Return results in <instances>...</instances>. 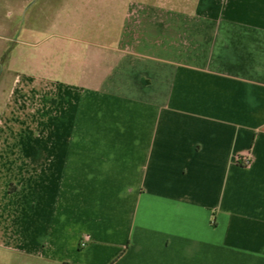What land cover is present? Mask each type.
<instances>
[{"label": "crops", "instance_id": "1", "mask_svg": "<svg viewBox=\"0 0 264 264\" xmlns=\"http://www.w3.org/2000/svg\"><path fill=\"white\" fill-rule=\"evenodd\" d=\"M74 7L99 21L66 25L67 63L16 75L4 111L15 183L0 206L23 213L29 252L264 264V0Z\"/></svg>", "mask_w": 264, "mask_h": 264}, {"label": "rangeland", "instance_id": "2", "mask_svg": "<svg viewBox=\"0 0 264 264\" xmlns=\"http://www.w3.org/2000/svg\"><path fill=\"white\" fill-rule=\"evenodd\" d=\"M74 3L75 0H0V183L6 186L7 193L15 183L14 178L10 179L14 170L9 157L12 153L10 121L4 113L9 89L19 73L21 76L55 73L60 62L67 63L65 48L59 58L58 51L62 49H57L66 41L61 37L67 32L66 25L91 22L96 25L99 15L88 9H73ZM56 20L60 24L57 28L53 27ZM67 34L74 37L80 33ZM82 34L85 39L90 38L88 33ZM19 213V209L0 206V264H59L29 252L28 246L34 240L26 233L23 213L22 216ZM8 219H12L11 223Z\"/></svg>", "mask_w": 264, "mask_h": 264}, {"label": "built area", "instance_id": "3", "mask_svg": "<svg viewBox=\"0 0 264 264\" xmlns=\"http://www.w3.org/2000/svg\"><path fill=\"white\" fill-rule=\"evenodd\" d=\"M244 162H248V159L246 158V159L244 160Z\"/></svg>", "mask_w": 264, "mask_h": 264}]
</instances>
